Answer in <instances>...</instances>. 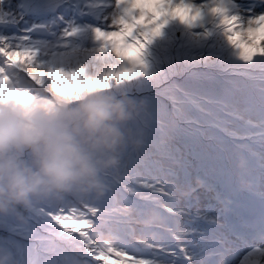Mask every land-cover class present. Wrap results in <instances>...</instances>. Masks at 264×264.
Wrapping results in <instances>:
<instances>
[{
  "label": "snow or ice",
  "instance_id": "1",
  "mask_svg": "<svg viewBox=\"0 0 264 264\" xmlns=\"http://www.w3.org/2000/svg\"><path fill=\"white\" fill-rule=\"evenodd\" d=\"M134 3L31 0L28 11L46 22L19 28L26 12L10 11L11 0H0V105L77 101L145 74L148 44L173 17L136 24L143 9ZM176 6L196 17L181 23L220 39L229 81L194 118L139 114L132 174L109 183L98 207L81 203L53 214L66 234L81 238L83 264L131 251L118 231L132 214L149 226L141 239L149 251L134 252L131 264H264V246H258L264 245V38L256 43L264 0H163L157 8ZM82 32L101 43L94 57L72 51ZM118 36L143 45L138 60L120 54L109 39ZM245 43L255 51L242 48ZM82 64L96 66L97 74L88 75ZM153 226L164 227L171 242L159 240Z\"/></svg>",
  "mask_w": 264,
  "mask_h": 264
},
{
  "label": "clouds",
  "instance_id": "2",
  "mask_svg": "<svg viewBox=\"0 0 264 264\" xmlns=\"http://www.w3.org/2000/svg\"><path fill=\"white\" fill-rule=\"evenodd\" d=\"M135 117L129 103L107 91L87 94L71 108L0 105V214L69 194L104 196L121 152L138 146L128 126ZM0 264H12L3 250Z\"/></svg>",
  "mask_w": 264,
  "mask_h": 264
},
{
  "label": "trees",
  "instance_id": "3",
  "mask_svg": "<svg viewBox=\"0 0 264 264\" xmlns=\"http://www.w3.org/2000/svg\"><path fill=\"white\" fill-rule=\"evenodd\" d=\"M166 39L170 42L168 37ZM207 39H210V36H203L201 41ZM214 39L220 41L218 37ZM182 40L180 39L181 42ZM176 42L174 41L172 44L176 45ZM217 49L221 51V48ZM217 49L212 54L207 53L208 60L219 58L220 54L216 52ZM149 61L151 63L156 61V63H152V67L157 70L141 75L146 81L140 85L142 88L139 91L122 93L116 96L122 98L131 106H135V104L145 105V110L148 112L168 113V106L176 94L174 87L187 81L185 79L187 76L196 73L194 68L202 63L201 59L198 60L196 57L183 59L167 51H158L154 54V59H149ZM204 63L206 64V61ZM207 65L208 71L216 69L213 62H207ZM149 74L151 75L149 76ZM149 78L150 81H147ZM21 158L26 160L27 154L24 153ZM54 207L55 203L51 202L47 205L34 203L27 209L15 208V214L8 217L4 216L5 214H0V235L5 239L0 244V250L5 251V245L18 248V245L21 244L19 238H21L23 248L17 249L13 253L15 259L24 258L23 264H31L25 257L31 259L32 264H46L47 261L52 264H83V242L81 238L78 234H66L55 223L53 214H59L60 212ZM14 225L16 230L11 232ZM3 231H8L6 232L7 236L2 235L4 234Z\"/></svg>",
  "mask_w": 264,
  "mask_h": 264
},
{
  "label": "rangeland",
  "instance_id": "4",
  "mask_svg": "<svg viewBox=\"0 0 264 264\" xmlns=\"http://www.w3.org/2000/svg\"><path fill=\"white\" fill-rule=\"evenodd\" d=\"M12 1V0H11ZM192 2H196V0H192ZM203 2H207V0H203ZM12 4H15V3H11L10 5L11 6H13ZM18 5L19 4H22V2H18L17 3ZM144 5L142 8L144 9L143 10V12L145 11L146 13H151L152 15H154L156 18L161 14V13H168L169 15H171L172 16V14L173 13H176L177 11H178V9L179 8H181V7H179V6H176V7H173L172 9H171V11L170 12H168V11H161V10H158V8H157V6L159 5L160 6V8H162L163 7V0H135V3H134V5H133V7L134 8H137L138 7V5H140V8H141V5ZM15 6H16V4H15ZM17 8H19V7H17ZM141 8V9H142ZM184 10L185 11H187V13H188V16L190 17V11L187 9V8H184ZM15 12H18V11H15ZM36 15V14H35ZM142 20V19H141ZM21 22H23V21H21ZM20 22V23H21ZM44 22H46V18L45 17H42V16H40L39 15V17L38 18H30V20H29V22H27V23H31V25L32 24H41V23H44ZM20 23H19V25H20ZM149 25H152V22L151 21H149V22H147ZM25 27H29L28 26V24H22V28H25ZM20 28V27H19ZM263 29H264V27H262ZM12 30H15V28H13ZM128 32H129V30H128ZM80 36H83V37H89L90 36V34L89 33H87V32H82L78 37H80ZM178 37H180V34H178ZM159 38H160V36H157L156 37V42L159 40ZM75 40L77 41V37L75 38ZM81 40V39H80ZM151 44L152 43H154V41H151L150 42ZM150 43L148 44V47H147V56H152V54H151V48H150ZM193 42L191 41V40H187V43H186V45L187 46H190L191 44H192ZM256 43L257 44H259L260 43V38L259 37H257L256 38ZM84 44H85V42L84 41H82V45H80L81 46V50H82V52L84 53V55H83V57H84V59H87V58H89V57H94L95 55H92V52L91 51H89V50H84L83 48H84ZM76 45H78V41H77V43H76ZM241 47L242 48H245V49H247V50H251V51H255V49L252 47V46H250V45H248V44H242L241 45ZM137 48L139 49V51H142V48H143V45H140V46H137ZM131 48H128V50H130ZM77 53H79V51L77 52ZM14 59H25V58H22V57H16V58H14ZM80 66H83V67H85V71H86V73L88 74V75H92V76H94V75H96L97 74V68H96V66H90V65H87V64H82V65H80ZM90 69H92V72L90 71ZM151 74H149V76H150ZM204 80H208V82H209V84L208 85H206V86H209V85H213V84H215V83H221L222 85H223V82H215V83H213V84H210V83H212V82H214V81H217V79L216 78H211V77H207V78H204L203 79V81ZM223 80V79H222ZM147 81H150V78L149 79H147ZM142 88V86H140L139 85V81H137L136 80V78L135 79H133V82H131V83H126V82H123V83H121V84H115V83H113V87L111 88V90H109V91H107L108 93H113L114 94V96H116V95H118V94H122V93H129V92H132V91H139L140 89ZM195 90H198V89H200V86H197V88H194ZM79 100H77V101H71V102H67V103H63L64 105H65V107L66 108H71V107H73V106H75V104L78 102ZM51 106H55L54 104L53 105H51ZM23 155V154H22ZM146 178V177H145ZM256 199H258V196L256 197ZM15 210L13 209V210H11L10 212H6L5 213V215L4 216H6V217H8L9 215H12V214H15ZM15 225H17L15 222H13ZM15 225H14V229L11 231V232H13V231H15L16 230V228H15ZM139 225H141L140 223H139ZM18 226V225H17ZM4 232V234H2L3 236H7L6 235V232H8V231H3ZM158 234V238H159V240L161 239V237H162V235L160 234V233H157ZM138 253L136 250H133V249H131V251H130V253L133 255V253ZM136 257H138V255L136 256ZM139 258V257H138ZM140 259H143V258H140Z\"/></svg>",
  "mask_w": 264,
  "mask_h": 264
},
{
  "label": "bare ground",
  "instance_id": "5",
  "mask_svg": "<svg viewBox=\"0 0 264 264\" xmlns=\"http://www.w3.org/2000/svg\"><path fill=\"white\" fill-rule=\"evenodd\" d=\"M176 87L180 90V91H191L190 88H197L195 86H187V84L185 83H180L179 86L176 85ZM203 88H200V90H202ZM215 92H219V91H215ZM211 93H214L213 91H211ZM180 109H178L176 111V113H179Z\"/></svg>",
  "mask_w": 264,
  "mask_h": 264
}]
</instances>
